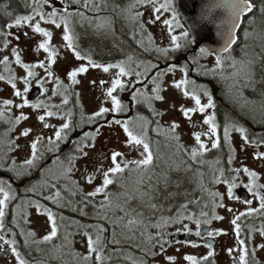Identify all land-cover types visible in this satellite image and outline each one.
Instances as JSON below:
<instances>
[{
    "label": "flooded vegetation",
    "instance_id": "flooded-vegetation-1",
    "mask_svg": "<svg viewBox=\"0 0 264 264\" xmlns=\"http://www.w3.org/2000/svg\"><path fill=\"white\" fill-rule=\"evenodd\" d=\"M67 2L69 8H66ZM85 2L86 0H56L44 5L43 11L47 13L45 8L49 9L48 12L55 8L62 14L66 8L71 14L70 27L77 37L76 45L82 55L91 56L96 62L104 64L128 61L131 57L127 67L134 73H144L145 75L139 78L143 83H135V88L128 87L114 93L122 102L121 112H109L94 122H89L88 117L97 112L101 106L112 107L111 100L105 96L110 83L101 87L100 81H110L118 70L111 69L109 73H104L100 69L89 68L86 73L77 76L78 84H72L67 72L82 64L87 65V60H77L73 52L64 46L62 33H58L60 45H55L51 41L52 46L59 52L56 63L52 65L54 76L47 77L42 68L33 69L37 75L31 80L27 98L30 104L43 101L45 104L62 105L66 95L68 103L61 106L60 115L65 116L66 113L71 112L73 130L66 140L59 142L58 148L55 145L49 146L45 139L43 144L38 145L37 159L31 166H27L24 162L31 157L30 145L36 136L42 135L45 138L53 136L54 129L43 128L37 120V116L43 114L44 109L13 107L12 116L23 111L30 117L15 125L14 128L8 122L7 115L0 119V180L6 182V187L10 185L11 192L14 194V199L8 202L5 209L4 229L0 231V235L4 236L5 240H15L16 251L26 264H172L166 259L167 256L176 258L174 264H189L184 259L186 255H193L199 259L206 256L209 251H212L214 255L209 257L207 264H238L242 247L248 250L249 264H264V248L260 247L264 244V236H261L258 231L264 225V213L241 217L238 221L241 229L239 237L236 235L235 226L231 223L234 215L246 212L250 207L259 208V199L245 187L248 177L243 172L239 174L236 181L238 186L233 188L235 198L232 199L227 195L226 184L213 183L214 177L219 176V169H223L225 177L231 179L234 173L229 171L230 169L247 167L258 174L257 183L264 184V159L238 160L233 156L229 164V143L223 139V129L228 125L230 129L232 128L230 132L239 134V138H235L238 140L237 144L230 138V145L234 151L237 146L243 145V152L249 147L264 152V143L259 145L256 143L264 140V79L254 81L252 78L244 89L245 94L241 95V90L238 89L240 86L235 82L230 83L237 80L230 78L229 81H223L222 79L226 76L220 75L222 72L216 65L210 66L202 60L201 49H198L196 45L197 50L193 52H197L194 56L197 61L190 62L188 51L195 47L191 45V35L184 28L178 15L176 17L179 22L176 20L175 23L187 31L188 36L180 35L178 39L180 47L178 49L168 47L167 55L158 52L157 49L161 48L158 36L151 35L143 18L145 10L142 8L151 3L141 5L137 3V0H87L89 7L85 8L83 6ZM26 4L31 6V0H27ZM77 12L83 13L84 18L76 15ZM101 21L109 23L105 27L98 28L97 24ZM12 37L11 35L7 38L10 41L7 48L0 47V54L4 52V56L11 58L10 72L17 77V88L23 91L24 84L20 78L26 76V72L20 65L15 64L11 54L12 49L17 48L22 61L29 64L44 61L47 53L43 50L39 53L34 51L38 40L32 41L31 35L19 37V39L16 37L20 44L16 43L13 47L11 46ZM173 66V71L187 70L188 89L195 86L194 90L202 94V102H207V97L204 95L207 91L215 104V109H209L208 112L214 111L216 114L220 147L213 149L209 138L202 136L204 143L210 147L195 160L191 158V151L186 150L188 144L185 136H189V130L191 135L194 131L206 130V125L203 128H194L192 122L188 121L181 112L180 116L173 121L179 125L175 131V135L179 136L177 141L173 138V133L169 131L173 122L167 121L163 115L166 113V101L148 100L143 97L139 98V102L132 100L135 89L145 91L147 96L153 95L154 85L151 81L158 73H165L159 81L163 89L161 95L164 96L166 85L163 84V77L168 75L169 69ZM149 67H151L150 71H148ZM260 69L264 76L263 64ZM0 74L9 75L3 65H0ZM193 76L196 77V81ZM56 77H59L62 85L58 94L53 95L52 90L57 88ZM122 79L128 83L135 82L138 78L133 74ZM38 81H45V83L41 86ZM93 81L96 83L93 84ZM181 97L183 101H180L178 108L180 109L181 105L188 107L186 103L190 98L183 95ZM4 99H13L15 103H21L20 98L14 97L10 85L6 81H0V102ZM222 102L228 104L221 105ZM183 117L185 122H181ZM48 119L49 123L56 127L65 122L55 116ZM115 119L131 121L130 127L137 131H143L147 127L153 161L148 166L140 167L142 175L136 173L139 168L130 164L124 173L114 177V183L104 192L89 197L87 193L101 185L102 178L97 175V178L89 184L83 175L86 172L92 173L94 168L101 165L105 169L110 167L109 157L113 151L124 153L126 133L121 125L113 123ZM192 120L199 123L202 119L198 120L193 115ZM140 121L147 123L140 127L138 125ZM233 126L245 128L246 135L253 143L246 145L241 133L235 131ZM25 128L33 130L28 137L20 135ZM97 128H99V134L94 141H91L94 147L85 149L88 152L87 157L80 156L76 151L78 142L84 133H95ZM10 141H15V144H10ZM49 147L52 150H48ZM95 147L97 148L92 151ZM221 152H223L222 158ZM73 157L77 158L73 161L74 167L69 173L66 169ZM124 158L120 159L125 160ZM208 164L213 165L212 169L207 166ZM132 178L138 181L143 197L138 199L137 205L127 209L129 213L131 211L130 217L117 216L115 210L108 205L116 189L121 184L131 181ZM190 181L192 190L179 192L190 186ZM205 187L207 190L204 189ZM57 191L60 192L58 204L46 199ZM260 191L264 194V190ZM210 192H219L223 196L222 202L225 207H215L214 210L216 215L223 217L222 220L211 219L213 203ZM246 200H251V205L244 203ZM219 202L217 198V203ZM37 204L42 206L39 210ZM183 204H188V208L186 212L181 213L182 215L194 213L201 219L202 236L198 237L194 234L196 224L192 220L182 222L188 225L192 234L184 231L177 232V229L182 228L181 223H168L166 227L161 228L155 226L162 217L165 219L176 217ZM204 205L208 207L205 208ZM229 208L233 211L229 212ZM45 209L53 213L57 225V235L50 241L43 240V237L50 235L51 232V222ZM202 210L209 213L207 219L211 220L210 224L204 223L205 218L200 217ZM130 220L135 223L130 224ZM250 228L257 230L251 233V239H249ZM98 229L103 230L99 233L102 237V247L99 251L103 259L99 261L96 259V253L89 252L85 236L87 232L95 239ZM215 230H223L224 234L208 238L206 233ZM158 233L162 234L165 240L170 241L165 245L164 251H161L158 243ZM238 239L245 240L246 244L239 245ZM184 241L195 242L198 246L192 247ZM206 244H211V249L206 247ZM11 248V244H5L4 240H0V264H19ZM229 249H232L231 253ZM85 256L88 257L87 260L84 259Z\"/></svg>",
    "mask_w": 264,
    "mask_h": 264
},
{
    "label": "snow or ice",
    "instance_id": "snow-or-ice-1",
    "mask_svg": "<svg viewBox=\"0 0 264 264\" xmlns=\"http://www.w3.org/2000/svg\"><path fill=\"white\" fill-rule=\"evenodd\" d=\"M149 2H153L154 0H149ZM50 3V0H31V14H25V15H17L14 19L11 20V22H7L3 27L9 29V31H4L3 28H0V36L3 37H9L12 35V32L10 31L13 28H19L22 26H28L31 28V31L33 34H39L44 39L39 42L34 49L35 52L39 53L41 50L43 52L47 53L46 59L44 61H38L35 64H29L25 63L21 59L20 51L17 48L12 49V56L14 57V62L17 65H20L26 72V76L20 78L22 80V83L24 84L23 91H21L19 88H17V77L15 75H12L9 69L10 60L8 56H4L2 60H0V65H3L5 70L9 72V75L5 76L4 74H0V81H6L10 87L13 89V95L14 97L20 98L21 103H15L13 99H4L0 104V119H3L7 115V120L9 123L13 125V128L15 125L20 124L22 121L28 120L30 117L21 111L18 115L12 116L11 110L13 107L17 109H23L25 107H31L33 109H44L43 114H40L37 116V120L42 124L43 128L48 129L52 128L54 129L53 136H49L45 138L42 135H37L36 138L31 142V157L27 159L24 163L27 166H31L34 161L37 159L38 156V145H41L46 142L49 146L55 145L57 148L59 146V142L66 140L68 138L69 133L73 130V125L71 122V112L66 113L65 116L60 115V108L62 105H66L68 103L67 96L65 95L62 105H54V104H45L43 101H38L37 103L30 104L29 100L27 98V93L29 92V86L31 84V80L36 77L37 73L33 70L35 68H42L44 69L47 77H53L54 73L52 71V65L56 63V59L59 55L58 50L52 46L51 41L53 38V32L48 30L45 27L41 26V22L45 24H51L54 25L55 28H61L63 27V34H62V40L64 42V46L71 50L77 60H87V65L82 64L79 67L73 68L71 71L67 72L68 78L71 80L72 84H78L79 80L77 79V76L79 74L86 73L89 68H95L100 69L104 73H109L111 69H117L112 76L110 81L101 80L100 86L102 87L106 83H110V86L106 89L105 96L111 100L112 107H104L101 106L97 112H95L92 116L88 117L89 122H94L100 117H103L105 114L109 112L119 113L123 110V105L121 100L117 95H114L118 90L123 91L128 87L135 88V83H143L142 80L139 78L141 76H144V73L141 72H133L132 69L127 67V63L131 61V57L128 58V61H122L118 63H99L92 59L91 56L88 55H82L81 51L78 49L76 45V35L72 32L70 27V16L71 14L68 12V10L65 8L63 10V13H59L55 8H53L50 12L45 13L43 11V6ZM137 3H143V0H137ZM85 8L89 7L87 0L85 4L83 5ZM227 7L232 12V23L233 28L235 27V22L240 19L241 16L249 13H253V10L255 8V4L253 3V0H229ZM172 9L173 11V19H175V9L172 8V5L170 4L169 0H165L164 4H161L159 8H155V11L159 12L161 9L168 10ZM260 12L262 15H264V6L260 8ZM6 15L11 18L12 13H6ZM76 15L83 17V13L77 12ZM139 15V14H137ZM38 18V19H37ZM157 19L159 17L157 16ZM59 21V22H58ZM254 22V20H250L249 23ZM109 22L107 21H101L97 24L98 28H102L107 26ZM165 25H170L172 21L165 20ZM169 31L171 29L169 28ZM232 29H229V39L225 45L224 52H229L231 45L235 43V38L231 36ZM24 35H28L27 32L24 33ZM182 36L187 37L188 32L184 31L182 33ZM19 39V37H17ZM178 37L173 35L171 36V42L174 48L178 49L180 47V44L178 43ZM10 41L5 38L3 42V47L7 48ZM158 52H160L163 55H167L168 49L158 48ZM201 53L207 54L206 49H201ZM216 66L222 67V59L220 56H217L216 59ZM233 67L236 66V62L233 61ZM174 66L169 69V71H173ZM182 72H184V78H181L179 80H174L172 82V87L175 89H178L182 92V95L186 98H190L193 101V106L191 107H185L181 105L180 111L182 112L183 116L192 122L193 127H200L203 128V126H207L206 130L203 131H194L192 133L193 139L195 141L196 146L191 149V158L195 160L198 155H202L203 152L208 151L207 145L202 140V136H206L209 138V142L211 143V147L213 149L220 147V137L218 136V125L216 123V114L214 111L211 113L208 112L209 109H215V104L213 101V98L211 94L207 91L204 92V95L207 97V102H202L201 96L193 89L192 91H189L188 84L189 81L186 78L187 77V70L181 69ZM135 75L138 79L135 82L129 81L128 83H125L122 79L126 76H132ZM165 73H158L156 77L152 79L153 88H152V96H147L145 91H141L140 89H135L132 93V100L139 102V98L143 97L148 100H157V101H164L165 97L161 95V92L163 89L160 85V77L163 76ZM234 75H239V72L234 73ZM41 83V86H43V83L45 81H38ZM55 82L57 84V88L53 89V95L58 94L59 88L62 85V81H60L59 77L55 78ZM93 84L96 83V81L92 82ZM66 91V89H65ZM45 92H47V89H45ZM155 111V110H153ZM199 113L203 116V119L201 122L197 123L192 120V117L194 114ZM157 115H162L163 113H156ZM57 117L61 120H65L64 123L59 125V127H56L55 125H52L49 123V119L51 117ZM143 119V118H141ZM113 123L117 125H121L123 128V131L126 133V147L137 150L140 152V159L136 160H122L120 158L124 157V153L120 151H113L110 154V161L111 166L105 169L103 165L100 167L94 168V171L92 173H85L83 175V178L91 184L96 178L97 175H99L102 178L101 185L97 186L94 191L87 193V196L92 197L96 196L97 194H100L105 191V189L114 183V177L118 174H122L125 172L126 169H128L129 165H135L137 168H140L141 166H148L153 161V152L151 150V146L148 140V134H147V127L143 129V131H137L133 127H130L131 121H121L119 119H115ZM147 123V122H146ZM179 127L178 124L173 122L170 127L169 131L173 133V138L179 141V136L175 135L176 129ZM235 131H238L241 133L242 138L245 142V144L253 143V141L249 140V137L246 135V129L243 127H237L233 126ZM11 130V129H10ZM33 130L31 128H25L20 133L23 137H28ZM99 134V128L96 129L95 133H84L81 140L78 142V146L76 151L79 153L82 157H87L88 152L85 151L86 148L94 147V143H91V141L95 140L96 135ZM223 139L226 143H229V160L228 163L231 164L232 159L234 158L232 153L234 152V149L231 148L230 145V128L228 125H226L223 129ZM87 141V142H86ZM10 144H15V141H10ZM257 145L264 143V140L256 142ZM142 149V150H141ZM48 150H52L51 147H49ZM257 159H264V152H257L255 153ZM77 157H73L69 161V167L66 169L67 172H71L73 170L74 164L73 161ZM218 163V161H217ZM13 164L15 162L13 161ZM219 176H215L213 179V183H223L226 184L228 187L226 189L227 195L230 199L235 198L233 196V188L237 187V179L239 177V174L243 172L248 177V183L245 185V187L248 188L249 192L252 193V195L259 199L260 205L259 208H249L246 212H240L233 216L231 223L235 226V232L237 237H239L240 233V225L238 221L241 219V217L244 216H251L254 213L260 214L264 213V194L260 190H264V184H258L257 181L259 179L258 174L254 170H250L247 167H244L242 169H230L234 175L231 177V179L225 177L224 170L219 169ZM5 181L0 180V194H2V198H0V231H3L4 229V222L3 218L5 216V209L8 206V202L11 199H14V194L11 192V186L8 185L5 186ZM209 195L212 198L213 203V214L211 219L215 220H222L223 217L215 214V207H225L223 204V196L219 192H210ZM59 197L60 192L57 191L54 193L53 196L47 197L46 199H50L53 201V203H59ZM217 198H219L220 202L217 203ZM191 203V202H189ZM244 203L251 205V200H246ZM37 209L39 210L42 206L37 204ZM152 207H155V205H151ZM205 208L208 207V205H204ZM188 208V204H183L180 206V212L177 214L174 218H161V221L158 222L155 226L158 228L166 227L168 223H181L182 228L177 229V232L184 231L187 234H192V230L188 227L187 224H183V220H192L196 224V231L195 235L200 237L202 236V232L200 230L201 228V219L197 218L196 215L189 214V215H182L181 213L186 212ZM47 212V216L49 221L51 222V232L50 235H46L43 237L44 241H50L53 237L57 235V225L55 221V217L53 213L50 210L45 209ZM229 212H232V209H228ZM200 217L205 218L204 223L210 224L211 220L207 219L209 216V213L206 211L200 212ZM130 224L135 223V221L130 220ZM102 229H98V234L95 239L93 237L85 232V236L87 237V244L88 249L90 253H96V259L102 260L103 257L100 255V248L102 247V237L99 234L102 232ZM257 231L256 229H249V239H251V233ZM261 236H264V225L261 226V228L258 230ZM224 234L223 230H215V231H208L206 233L208 238H214L216 235ZM29 235H33L32 233H29ZM150 239H153L150 237ZM0 240H4L5 244H11L12 245V252L16 255L17 259L19 260V264H26V262L20 258V254L16 251L15 248V240L8 241L5 240L4 236L0 235ZM158 243L160 244L161 251H164L165 245L169 244L170 241L165 240L162 234L158 233L157 236ZM177 243H180V241H177ZM185 244H190L192 247H197L198 245L195 242L191 241H184ZM238 244L241 246H244L246 244L245 240H239ZM206 247L210 248L212 247L211 244H206ZM261 248H264V244L260 245ZM229 252H232V249H229ZM214 253L212 251H209L206 256L197 258L193 255H186L184 259L189 262V264H207V261L209 257L213 256ZM249 253L246 247H242L240 250V255L238 257V264H249V261L247 259ZM85 260L88 259L87 256L84 257ZM166 259L172 264H174L175 257L174 256H167Z\"/></svg>",
    "mask_w": 264,
    "mask_h": 264
},
{
    "label": "rangeland",
    "instance_id": "rangeland-1",
    "mask_svg": "<svg viewBox=\"0 0 264 264\" xmlns=\"http://www.w3.org/2000/svg\"><path fill=\"white\" fill-rule=\"evenodd\" d=\"M170 4L172 5V8L174 7V0H169ZM151 3V5H148L146 7H143L142 10H145L143 12V18L145 19L144 21L147 23L148 25V30L151 31V35L155 34V36H158V42L161 46V48H168L171 47L173 49V45L171 42V36L175 35L179 38L180 35H182L184 29H182V27L178 24L175 23L176 20H178V18L176 17L177 14L175 13V19L172 18V23L170 25H165L164 21L165 20H169L171 21V17H173V11L172 9H168V10H164L161 9L159 12L155 11V8H159V6L161 4L165 3V0H154L153 2H149V0H143V3ZM44 10H46L48 12L49 9L45 8ZM160 13V14H159ZM157 16L159 17V19H157ZM38 19V18H37ZM59 22V21H58ZM179 22V20H178ZM262 25V24H261ZM41 26L47 28L48 30L53 32V44L55 45H60V39H59V34L58 33H62L63 34V28H55L54 25L51 24H45L43 22H41ZM249 30L244 32V36L246 40L250 41V42H254L256 40H258V38L260 39V36H262L263 32H264V24L262 25V27L259 28L258 24L256 22H252L249 25ZM255 26H257L258 28H254ZM169 28L171 29V31H169ZM254 28V29H252ZM259 30V31H258ZM260 30H263L262 32H260ZM12 34V39H11V46H15L16 43L20 44L18 42V40L16 39V37H26V35H24L25 32L28 33V35H31L32 41L34 39L38 40V43L41 42L44 38L42 36H40L39 34H33V32L31 31V28L28 26H22L19 28H13L11 30ZM27 35V36H28ZM241 35V34H240ZM191 45L195 47V43H194V39L191 36ZM23 42H25V40L21 39ZM37 43V44H38ZM259 43H261V41H259ZM29 44H30V40H29ZM35 45V44H34ZM195 50H197V48L195 47ZM253 54L254 51H251L249 53V50L247 51L246 54H244V58L242 57L241 59H234V57H221L222 59V67H217V69L219 71L222 72L223 76L229 77L232 80H237V81H232L230 82L231 84H233V82H235V84L237 83V85H239L241 88L245 89L246 86H248L249 81L252 80L253 78V74H255V72L257 70H255L257 68V66L253 65ZM202 58L206 59L204 62L210 66H215L216 65V59L212 56H209V54H205L202 53ZM4 57V52L0 54V60L1 58ZM9 60H11V58H9ZM233 61L236 62V66L233 67ZM156 68V67H155ZM151 67H149L148 71H150ZM239 72V75H234V73ZM184 77V74L182 72L178 71H169L168 75L163 77V84H165L166 89L164 94V102L166 104V113L163 114L165 115V119L167 121H174L175 118L179 117L181 114L180 109L178 108L180 101H183L182 96V92L178 89H175L174 87H172V82L174 80H179L181 78ZM193 79L196 81V77L193 76ZM196 83V82H195ZM195 87V86H194ZM194 87H190L189 90H193ZM197 88V87H196ZM198 89V88H197ZM147 90H149V87H147ZM200 96H202L201 93H198ZM180 97L182 99H180ZM187 106L191 107L193 106V101L191 99H189L187 101ZM195 117L199 120V119H203L202 115L196 113L194 114ZM181 122H185L184 117L181 118ZM189 121V120H188ZM187 121V122H188ZM202 121V120H201ZM189 123V122H188ZM140 127H143L146 125L145 121H140V123L138 124ZM232 129V128H231ZM230 129V130H231ZM236 134V135H235ZM239 134L237 132H230V138L232 139V142L237 144L238 140L235 138H239L238 137ZM186 142H187V146H186V150L191 151V149L193 147L196 146L195 141L191 135V132L189 130V136L186 135ZM210 146H207V148H209ZM97 147L93 148L92 151H94ZM124 159L131 161L134 160L136 158H141L140 157V152L137 150H133V149H128V147H126V145L124 146ZM243 145H239L235 148V151L233 152V156L235 157V159H256V155L255 153L257 152H263L260 149H256L254 147H249L248 149H245L244 152L242 151L243 149ZM142 150V149H141ZM139 153V154H138ZM210 169H212L213 165L212 164H208L207 165ZM136 173L138 175H142V173H140V168L136 170ZM147 174V173H145ZM155 178H158V176H155ZM143 191L141 190L138 181L135 178H132L131 181H127L124 184H121V186H119L116 189V192L114 193L111 202L109 203L108 207L113 208L115 211V213L117 214V216H124V217H130L131 211L130 213L127 211V209H131L133 208L135 205H137L138 199L142 198L143 196Z\"/></svg>",
    "mask_w": 264,
    "mask_h": 264
},
{
    "label": "water",
    "instance_id": "water-1",
    "mask_svg": "<svg viewBox=\"0 0 264 264\" xmlns=\"http://www.w3.org/2000/svg\"><path fill=\"white\" fill-rule=\"evenodd\" d=\"M56 0H50L53 2ZM229 0H175L176 11L185 28L192 35L197 47H204L215 55H226L238 43L239 32L246 17L245 14L235 22L233 28L232 12L227 7ZM229 29L235 43L229 52H224L229 39Z\"/></svg>",
    "mask_w": 264,
    "mask_h": 264
},
{
    "label": "trees",
    "instance_id": "trees-1",
    "mask_svg": "<svg viewBox=\"0 0 264 264\" xmlns=\"http://www.w3.org/2000/svg\"><path fill=\"white\" fill-rule=\"evenodd\" d=\"M27 0H0V28H3L4 31H9V29L4 28L3 26L7 23V22H11L12 19L15 18V16L17 15H25V14H31V6L26 4ZM253 3L255 4V8L253 10V13L245 19L244 24L241 28L240 31V39L238 44L236 45V47L231 51V53L229 54L230 56L234 57V59H241L242 57L244 58V54L247 53V51L249 50V53L251 51H254L253 54V65L257 66V68L255 70H257L255 72V74H253V80L254 81H261L264 79V76L261 71V64L264 65V32L262 34V36H260V39L258 38V40L254 41V42H250L248 40L245 39L244 36V32L249 30V21L250 20H254V22H256L260 27H262V25L264 24V15L261 14L260 12V8L262 6H264V0H253ZM142 5V3H141ZM66 8H69L68 2H67V6ZM12 13V17L9 18L6 13ZM262 24V25H261ZM254 28H258L257 26H255ZM252 28V29H254ZM259 31V30H258ZM263 30H260V32H262ZM8 38V37H3L0 36V47H3V42L4 39ZM259 41H261V43H259ZM193 50H195V48H190V50L188 51V55H189V61L190 62H196V58H194V56L197 54V52H193ZM187 55V56H188ZM203 61H205L202 58ZM202 62V61H201ZM260 73V74H259ZM223 81H229L230 78L229 77H224L222 79ZM257 85V84H256ZM255 85V86H256ZM258 86V85H257ZM217 88V87H215ZM224 88V87H223ZM254 88V87H253ZM225 89V88H224ZM238 89L241 90V95L245 94V91L243 88L238 87ZM228 95V92L225 91ZM228 103L222 102L221 105H225ZM228 106V105H226ZM220 154V153H219ZM220 157H223V152H221ZM207 184V183H205ZM181 185V184H180ZM175 189V188H174ZM205 190H207V188H204ZM184 190L187 192H190L192 190L191 188V181H190V186L183 188V190L181 189L179 192ZM82 206H84L82 204Z\"/></svg>",
    "mask_w": 264,
    "mask_h": 264
}]
</instances>
